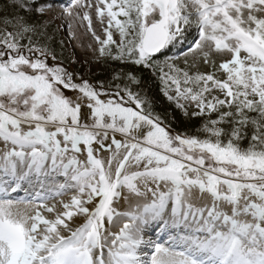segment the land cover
Listing matches in <instances>:
<instances>
[{
    "label": "snow or ice",
    "instance_id": "snow-or-ice-1",
    "mask_svg": "<svg viewBox=\"0 0 264 264\" xmlns=\"http://www.w3.org/2000/svg\"><path fill=\"white\" fill-rule=\"evenodd\" d=\"M57 8L85 9L103 78L60 60ZM0 264H264V0H3Z\"/></svg>",
    "mask_w": 264,
    "mask_h": 264
},
{
    "label": "trees",
    "instance_id": "trees-1",
    "mask_svg": "<svg viewBox=\"0 0 264 264\" xmlns=\"http://www.w3.org/2000/svg\"><path fill=\"white\" fill-rule=\"evenodd\" d=\"M69 0H58V3L67 4ZM0 3H3V0H0ZM62 9V8H60ZM53 17H57L51 13ZM98 22V21H97ZM99 24V22H98ZM62 26L59 19H54L53 23L50 25V31L55 33V44L54 47L57 51V54L60 60L63 62L64 66L68 67L69 69L75 68V70L84 76L86 79L95 80L97 77L103 78L106 75V72H110V67L106 66L104 63L100 62L99 60L95 59L96 56H99V46L95 47V53L92 51V63L86 61H78L77 59L71 58V49L69 46L63 44L61 34H62ZM194 30V29H193ZM98 32L99 36L103 37V31L100 26L98 25ZM114 39L118 40V35H114ZM62 42V43H61ZM76 45L80 47L82 44L79 41H76ZM213 59L220 61L219 57L213 55ZM76 61V63H73ZM191 63V58L189 59ZM111 61L108 62V65H111ZM180 67L184 66V60L181 58L177 61ZM92 64L96 66V70L92 69ZM197 67L200 71H207L208 66L198 62ZM196 69H193L195 71ZM141 75V79L144 80L142 86L132 85L134 90H140L143 95H146L149 100L153 101V111L158 113L162 118L166 117V122L169 123V126L177 132H181L187 135H195L200 136L201 138L204 137V133L198 131L201 129L203 125L204 118L201 117H185L180 109H178L173 102H170L160 91V82L151 77L150 75ZM192 109L189 108V112ZM245 146L247 145V141L242 142Z\"/></svg>",
    "mask_w": 264,
    "mask_h": 264
},
{
    "label": "rangeland",
    "instance_id": "rangeland-1",
    "mask_svg": "<svg viewBox=\"0 0 264 264\" xmlns=\"http://www.w3.org/2000/svg\"><path fill=\"white\" fill-rule=\"evenodd\" d=\"M94 2H95V0H93V3ZM75 11L79 12V14H80L79 19H70L63 12V9H60V8H57L52 13H53V15H55L57 17H61L60 23H61V26L63 29L62 34H61V38H62L63 44H65L66 46L68 45L69 48L71 49V53H72L71 58L73 57L74 59H77L78 61L82 60V61H86V62H91L92 58H93L92 51L97 46V41L94 38L93 34L88 31V22L83 21V19H82L83 12L85 11V9L79 8V9H76ZM89 12H90V16L92 18L93 29L95 30L96 34L99 36V32H98V25L99 24H98L97 19L95 17V10L90 9ZM74 15H75V13H74ZM70 23H71V29H69V27H68V25ZM76 41H79L82 44V46L80 45L81 48H79L76 45ZM92 69L96 70V66L94 64H92ZM68 94L72 95V93H68ZM106 155L107 154H104V157ZM56 180L58 183H63L64 177L57 176ZM25 187H27V186H25ZM71 194H72L71 190H68L66 195L62 198H64L65 200H69L71 197ZM28 195H29V193H26L25 191H20L19 197H17V198L23 199V198L27 197ZM121 210H123V209H121ZM114 231H118V226L114 229ZM180 232H181V234H183L184 230L181 228ZM145 238H147V236ZM164 239L166 240L167 237H164Z\"/></svg>",
    "mask_w": 264,
    "mask_h": 264
},
{
    "label": "bare ground",
    "instance_id": "bare-ground-1",
    "mask_svg": "<svg viewBox=\"0 0 264 264\" xmlns=\"http://www.w3.org/2000/svg\"><path fill=\"white\" fill-rule=\"evenodd\" d=\"M105 158H106V156H105ZM25 186H27V185H25ZM64 199V198H63Z\"/></svg>",
    "mask_w": 264,
    "mask_h": 264
}]
</instances>
